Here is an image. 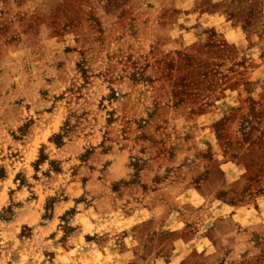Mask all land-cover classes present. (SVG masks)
Returning a JSON list of instances; mask_svg holds the SVG:
<instances>
[{
  "label": "rangeland",
  "instance_id": "374dc122",
  "mask_svg": "<svg viewBox=\"0 0 264 264\" xmlns=\"http://www.w3.org/2000/svg\"><path fill=\"white\" fill-rule=\"evenodd\" d=\"M0 264H264V0H0Z\"/></svg>",
  "mask_w": 264,
  "mask_h": 264
}]
</instances>
